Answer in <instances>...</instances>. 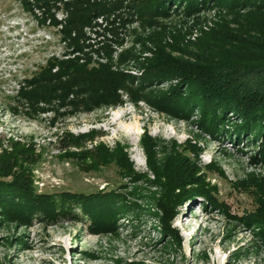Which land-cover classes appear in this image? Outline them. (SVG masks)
I'll return each mask as SVG.
<instances>
[{"label": "rangeland", "instance_id": "1", "mask_svg": "<svg viewBox=\"0 0 264 264\" xmlns=\"http://www.w3.org/2000/svg\"><path fill=\"white\" fill-rule=\"evenodd\" d=\"M55 2L0 0V153L14 142L27 150L36 195L118 194L115 228L98 227L99 220L79 205L54 219L35 215L29 222L0 212V264H264L261 228L242 221L258 203L264 209V136L256 140L247 133L239 142L212 137L198 110L187 117L165 111L163 98L175 80L155 84L136 104L123 96L108 110L45 106L48 111L27 114L18 83L50 58L72 51L61 33L67 13L56 10ZM227 18L228 10L216 6L198 15L132 19L119 29L123 44L112 47L107 64L124 76L141 77L158 57L190 60L192 43ZM84 32L86 45H94L85 51L95 61L105 58L92 50L109 33ZM66 133L73 147L64 153L59 139ZM146 137L156 143L157 162L178 152L185 165L194 164L208 194L170 207L165 225L156 203L162 191L143 147ZM121 154L132 173L118 166L114 156ZM111 218L105 216L108 223Z\"/></svg>", "mask_w": 264, "mask_h": 264}, {"label": "trees", "instance_id": "2", "mask_svg": "<svg viewBox=\"0 0 264 264\" xmlns=\"http://www.w3.org/2000/svg\"><path fill=\"white\" fill-rule=\"evenodd\" d=\"M55 3H58L56 10L62 7L67 13L61 33L72 51L60 58H50L45 66L18 83V99L27 114L55 107L72 111L108 110L117 106L123 96L136 104L143 100L139 95L155 84L175 80L176 84L163 98L165 111L187 117L198 110L201 126H207L205 132L212 137L219 135L239 142L247 133L256 140L264 136V0H202L201 3L198 0H56ZM216 6L225 7L229 18L192 43L195 51L186 53L190 60L158 57L159 63L141 77L124 76L107 64L112 60V47L123 44L119 41V29H125L132 19L170 18L179 13L198 15ZM98 19L102 23H97ZM85 28L97 36L99 31L109 33L110 39L103 38L97 43L98 49L92 50L98 55L104 53L105 58L95 61L91 52L85 51L94 46L86 45L90 38ZM142 142L147 165L156 178L154 183L162 191L156 203L162 213L160 221L165 225L172 218L169 210L176 204L196 194H208L194 164L189 168L184 164L187 159L178 152L157 162L156 143L147 137ZM59 144V150L67 153L73 147L71 136L66 133ZM19 145L14 142L9 151L1 149V213L7 217L21 215L29 222L35 215L54 219L79 205L93 221L99 220L98 227L115 228L112 220L117 216L118 194L36 195L32 187V161L27 150ZM260 145L264 149V142ZM114 158L120 169L132 173L131 164L123 154ZM133 179H136L134 175ZM260 204L242 221L247 226H259L264 239V209ZM105 216H112V223Z\"/></svg>", "mask_w": 264, "mask_h": 264}]
</instances>
